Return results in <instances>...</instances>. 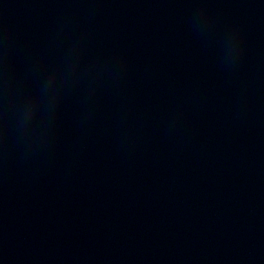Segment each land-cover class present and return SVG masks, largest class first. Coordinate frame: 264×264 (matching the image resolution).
I'll list each match as a JSON object with an SVG mask.
<instances>
[{"label": "water", "instance_id": "obj_1", "mask_svg": "<svg viewBox=\"0 0 264 264\" xmlns=\"http://www.w3.org/2000/svg\"><path fill=\"white\" fill-rule=\"evenodd\" d=\"M0 264H264V0H0Z\"/></svg>", "mask_w": 264, "mask_h": 264}]
</instances>
